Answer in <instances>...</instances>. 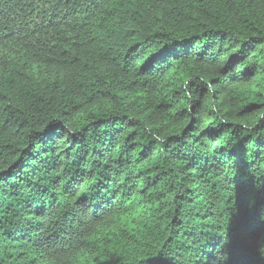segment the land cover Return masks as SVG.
I'll return each instance as SVG.
<instances>
[{
    "label": "trees",
    "instance_id": "trees-1",
    "mask_svg": "<svg viewBox=\"0 0 264 264\" xmlns=\"http://www.w3.org/2000/svg\"><path fill=\"white\" fill-rule=\"evenodd\" d=\"M0 264H264V0H0Z\"/></svg>",
    "mask_w": 264,
    "mask_h": 264
}]
</instances>
